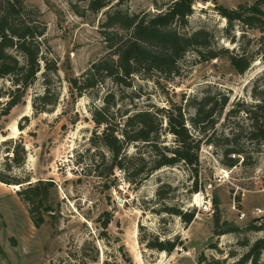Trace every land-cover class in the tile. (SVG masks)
I'll list each match as a JSON object with an SVG mask.
<instances>
[{
	"label": "rangeland",
	"instance_id": "obj_1",
	"mask_svg": "<svg viewBox=\"0 0 264 264\" xmlns=\"http://www.w3.org/2000/svg\"><path fill=\"white\" fill-rule=\"evenodd\" d=\"M110 1L113 9L156 14L175 0ZM256 1L195 0L183 30L192 33L204 29L213 37V49L250 58L243 75L232 69L227 57L202 61L190 51L178 62L175 75L166 79L158 74L138 77L125 90L121 109L175 106L181 107L187 118L193 111L185 107L186 102L195 97L220 94L228 99L203 138L211 144L200 146L197 179L180 164L163 168L136 186L127 183L119 170L108 175V164L95 171L98 150L89 142L95 130L90 110L100 101L87 93L73 103L67 89L66 77L79 76L104 54L100 31L108 8L93 14L87 3L75 0H22L28 9L40 13L46 25L45 57L59 69L57 78H52L58 102L49 113H34L31 101L43 92L39 74L25 103L0 117V174L25 182L16 191L0 183V264H235L255 241L264 238V233L246 231L258 222L255 209L264 210V145L252 140L243 112L229 113L241 109L237 104H244L245 109L257 103L253 91L264 85V40L257 29L239 23L229 27L217 10V6L243 10ZM260 8L264 10V3ZM117 93L120 98L121 92ZM4 103L0 102V111ZM186 126L195 131L188 122ZM165 141L172 145L174 140L168 136ZM21 147L24 163L16 167L9 159L13 149L20 152ZM230 150L239 155L226 154ZM129 153H134L132 147ZM234 157L238 163L229 167ZM38 181L52 183L45 187L50 210L32 214L31 206L18 193ZM196 182L199 192L193 193ZM160 189L164 199L157 195ZM163 205L194 211V221L184 226L175 216L158 214ZM35 217L42 219L39 227ZM107 218L110 223L104 228ZM228 226L240 232L214 234L216 227L220 231ZM155 237L177 240L183 246L167 255L139 244L140 238ZM260 263L264 264V253Z\"/></svg>",
	"mask_w": 264,
	"mask_h": 264
},
{
	"label": "trees",
	"instance_id": "obj_2",
	"mask_svg": "<svg viewBox=\"0 0 264 264\" xmlns=\"http://www.w3.org/2000/svg\"><path fill=\"white\" fill-rule=\"evenodd\" d=\"M75 1L87 3V10L93 14L108 8L100 31L105 44L104 54L91 62L79 76L66 77L68 94L73 103L87 93L95 94V98L100 101V105L90 110L95 130L89 142L98 150L95 171L99 170V165L108 164V175L119 170L123 172L127 183L141 186L155 172L182 164L197 179L200 146L202 143L211 144L209 139L203 138L214 127L216 117L222 114L228 102L226 97L205 94L200 99L195 97L187 101L185 107L193 111L189 118L182 113L181 107L121 109L119 102L125 90L131 88L132 82L138 77L150 78L158 74L166 79L175 75L178 62L190 51H194L202 61L227 57L238 75L248 70L251 59L244 54L229 53L227 49H213V37L204 29L192 33L183 32L193 13L195 0H175L164 11L156 14H135L113 9L110 0ZM124 1L130 0H120V4ZM262 3L264 0H258L243 10H230L222 6H217V10L229 27L239 23L247 29H257L262 34L261 40H264V10L260 8ZM45 35L46 25L39 12L28 9L22 0H0V102L5 100L0 117L7 116L13 108L25 103L27 92L39 74L43 78V92L32 99V110L37 115L45 114L57 104L58 93L52 87V78H57L59 69L57 63L45 57L48 49ZM2 83L4 86H1ZM117 92H121L120 98ZM253 92L257 103L245 109L242 108L244 104H237L241 109H232L229 113L243 112L249 121L248 131L252 140L264 145V85L255 88ZM187 122L195 131H189ZM168 136L174 140L172 145L165 141ZM131 147L134 149L132 154L129 153ZM20 149L18 152L14 148L12 158L9 159L16 167L24 163L25 151L23 147ZM231 153L239 155L234 150L226 152ZM237 163L238 158L234 157L228 166L233 167ZM97 176L104 178L103 173ZM0 183L20 186L25 182L0 174ZM51 184L41 181L36 182V185L30 183L23 192L18 193L31 206L30 213L50 210L46 205L45 187ZM192 191L199 192L197 182ZM164 194L162 189L157 193L159 199H164ZM213 203L216 209L217 205ZM157 213L175 216L184 226L190 225L195 218L194 211L184 212L166 205ZM37 219L35 217V226L39 227L42 219ZM109 223L107 218L103 227L107 228ZM215 223L217 226L218 223ZM216 229L215 235L240 232L239 228L231 226L225 230ZM246 231L264 233V227L252 224ZM138 241L148 250L167 255L183 246L177 240H160L158 237L146 241L140 238ZM262 253L264 238L255 241L235 264H261ZM124 256L126 253H123Z\"/></svg>",
	"mask_w": 264,
	"mask_h": 264
},
{
	"label": "built area",
	"instance_id": "obj_3",
	"mask_svg": "<svg viewBox=\"0 0 264 264\" xmlns=\"http://www.w3.org/2000/svg\"><path fill=\"white\" fill-rule=\"evenodd\" d=\"M255 216L258 219V222H256L257 227H261L262 223H264V210H261L259 208L255 209Z\"/></svg>",
	"mask_w": 264,
	"mask_h": 264
},
{
	"label": "bare ground",
	"instance_id": "obj_4",
	"mask_svg": "<svg viewBox=\"0 0 264 264\" xmlns=\"http://www.w3.org/2000/svg\"><path fill=\"white\" fill-rule=\"evenodd\" d=\"M13 129L15 130V132H18L15 126H14V128H13ZM11 188H12L13 190H15V191H16V190L18 189V186H12ZM194 202H195V203H197V202H198V196H197V197H195V201H194ZM195 203H194V204H195Z\"/></svg>",
	"mask_w": 264,
	"mask_h": 264
},
{
	"label": "crops",
	"instance_id": "obj_5",
	"mask_svg": "<svg viewBox=\"0 0 264 264\" xmlns=\"http://www.w3.org/2000/svg\"><path fill=\"white\" fill-rule=\"evenodd\" d=\"M0 186H1V184H0ZM3 187H4V188H7V187H6V186H4V185H3Z\"/></svg>",
	"mask_w": 264,
	"mask_h": 264
},
{
	"label": "water",
	"instance_id": "obj_6",
	"mask_svg": "<svg viewBox=\"0 0 264 264\" xmlns=\"http://www.w3.org/2000/svg\"><path fill=\"white\" fill-rule=\"evenodd\" d=\"M207 1H210V0H207Z\"/></svg>",
	"mask_w": 264,
	"mask_h": 264
}]
</instances>
